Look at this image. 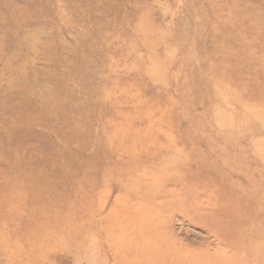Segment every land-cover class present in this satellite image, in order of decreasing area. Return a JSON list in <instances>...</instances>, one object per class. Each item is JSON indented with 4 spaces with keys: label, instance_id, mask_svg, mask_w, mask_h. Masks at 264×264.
<instances>
[{
    "label": "rangeland",
    "instance_id": "obj_1",
    "mask_svg": "<svg viewBox=\"0 0 264 264\" xmlns=\"http://www.w3.org/2000/svg\"><path fill=\"white\" fill-rule=\"evenodd\" d=\"M238 221L264 235V0H0V264H236Z\"/></svg>",
    "mask_w": 264,
    "mask_h": 264
},
{
    "label": "bare ground",
    "instance_id": "obj_2",
    "mask_svg": "<svg viewBox=\"0 0 264 264\" xmlns=\"http://www.w3.org/2000/svg\"><path fill=\"white\" fill-rule=\"evenodd\" d=\"M21 102L22 101H20V102L16 101L14 103V105L20 104ZM232 202L236 203V207H235L236 212H238V210L240 211L238 201L232 200ZM207 216L209 217L210 214H207ZM238 223H239V221H238ZM253 223H255V222L251 221L248 227L242 226L239 223L238 226L232 227L231 229H222L220 226H217L216 222H214L213 226L211 227V228L223 231V234L226 235L227 238L232 240V243L231 242L230 243L233 244L236 248H238L239 237H241L242 234H243L242 238L247 239L249 241L248 247H247L249 257H247V259L244 261H242L241 258H236L235 259L236 264H264V235L261 234L262 233L261 232L260 234L262 237L261 236L256 237L253 235L251 237L249 236V231H250L251 225ZM258 223H260V222H258ZM140 233H143V228L140 229ZM251 233H252V231H251ZM159 237L162 238L161 236H159ZM147 243L151 246L148 247L145 244V246H144L145 251H148L150 248L156 254H158V255L160 254L161 257L163 256L161 248L159 247V245L157 243H152V242H147ZM172 246H174L173 243L170 245L167 244L166 246H162L167 251H169L171 256H172V260L168 264H212L211 261L207 262L204 260H200L201 258H204L203 254L195 255V256H198L197 257L198 259H196L195 257H193V255L191 256V254H189V250L187 247H185L183 245H179V247H172ZM192 253H193V250H192ZM211 257H215L217 260H219L221 258L223 261L225 259L222 257V255H214ZM183 258H185V259H183ZM208 258H209V255H208ZM149 262H150V259H148L145 264H148ZM152 263L153 264H166V261L163 260V258L161 260L159 257L158 261H156V262L152 261ZM149 264H151V263H149ZM225 264H227V263H225Z\"/></svg>",
    "mask_w": 264,
    "mask_h": 264
}]
</instances>
